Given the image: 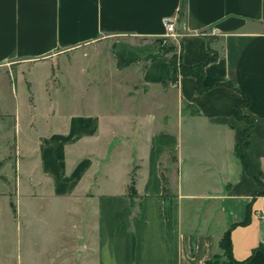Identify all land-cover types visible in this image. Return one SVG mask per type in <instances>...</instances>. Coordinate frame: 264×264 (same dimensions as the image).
Segmentation results:
<instances>
[{
	"label": "crops",
	"instance_id": "obj_1",
	"mask_svg": "<svg viewBox=\"0 0 264 264\" xmlns=\"http://www.w3.org/2000/svg\"><path fill=\"white\" fill-rule=\"evenodd\" d=\"M168 39L183 65L203 64L201 91L163 52ZM95 41L107 42L116 71H137L156 93L151 109L107 112L96 96L45 92L38 111L28 74L43 77L29 63ZM21 83L31 131L23 192L55 251L63 237L84 246V257L73 253L80 264H263L264 0H0V96H19Z\"/></svg>",
	"mask_w": 264,
	"mask_h": 264
},
{
	"label": "rangeland",
	"instance_id": "obj_2",
	"mask_svg": "<svg viewBox=\"0 0 264 264\" xmlns=\"http://www.w3.org/2000/svg\"><path fill=\"white\" fill-rule=\"evenodd\" d=\"M170 46L169 53L177 60V41L168 39L165 48ZM213 47L220 48V41L215 40ZM29 66L28 71L34 68L33 72L43 77L40 82L34 80L31 73L28 74L33 82H27V90L29 94L34 93L38 111L45 103V92H61L68 96L77 94L88 98L96 96L101 108L107 112H119L125 108L148 111L152 106L149 96H156L154 91L146 95V90L138 83L137 71L119 72L114 69L107 42L95 41L57 52L30 62ZM26 76L27 69H24V78ZM6 86L8 90L9 81ZM23 88L22 83L18 85L19 96H0V264H50L52 258L57 261L65 255L67 264H80L81 257L86 254L84 246L78 248L81 244L62 237L59 244L62 251H55L58 246L56 241L51 243V230L43 222V212L38 213V219L33 218L32 212L37 206L24 196L25 171L29 164L24 154L31 146V131L25 127L30 108ZM167 96H172V92L168 91ZM15 113L20 116L19 127L13 123ZM18 153L22 158L18 159ZM17 179L22 185L21 188L18 186L21 196L16 194ZM136 203V199L131 198L132 215L136 214ZM75 251L82 256L76 257L73 254ZM229 259L226 257L227 262Z\"/></svg>",
	"mask_w": 264,
	"mask_h": 264
},
{
	"label": "trees",
	"instance_id": "obj_3",
	"mask_svg": "<svg viewBox=\"0 0 264 264\" xmlns=\"http://www.w3.org/2000/svg\"><path fill=\"white\" fill-rule=\"evenodd\" d=\"M171 48H172V46H170L169 48L163 47V52L165 54L170 55L173 65H175V67L179 70V72L181 74H185V75L191 74V75H194L196 77V80H197L196 81V88L198 91H201L204 87L201 84V73H202L203 64H198V65H194V66L183 65L179 61L178 57L176 60L174 58V56L169 53ZM216 56H217V53L212 52V55L209 57L208 61L215 59ZM235 115L239 118L241 117L238 113V110L236 111ZM236 151H237V154L239 155V157L241 158L243 168L246 169V163H245L243 155L240 152L239 146H237ZM127 192H128V195L130 197L134 196L133 176L132 175L130 177V183L127 186ZM219 246L223 249V255H225L226 257L229 258L231 249H230V239H229V231L228 230L224 233L221 240L219 241ZM263 264H264V262H263Z\"/></svg>",
	"mask_w": 264,
	"mask_h": 264
},
{
	"label": "built area",
	"instance_id": "obj_4",
	"mask_svg": "<svg viewBox=\"0 0 264 264\" xmlns=\"http://www.w3.org/2000/svg\"><path fill=\"white\" fill-rule=\"evenodd\" d=\"M163 24L165 26L166 32L169 35L177 36L175 31V24L171 18L169 17L163 18ZM260 218H264V212H261Z\"/></svg>",
	"mask_w": 264,
	"mask_h": 264
}]
</instances>
